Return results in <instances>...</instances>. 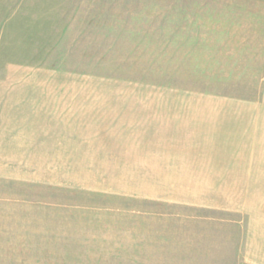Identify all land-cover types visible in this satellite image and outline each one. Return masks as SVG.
Returning <instances> with one entry per match:
<instances>
[{"label": "rangeland", "instance_id": "1", "mask_svg": "<svg viewBox=\"0 0 264 264\" xmlns=\"http://www.w3.org/2000/svg\"><path fill=\"white\" fill-rule=\"evenodd\" d=\"M32 2L47 8L43 54L65 72L48 74L49 87L65 86L66 102L80 89V102L100 105L227 103L257 95L264 83V74H200L219 55L263 66L264 0ZM104 112H82L90 114L82 117L88 143L80 157L34 158L30 175L0 180V199L10 204L0 207V262L264 264V185L235 188L251 186L245 158L240 175L122 174V159L87 157L100 144L84 132L111 122L94 118ZM221 144L218 154L228 156ZM5 212L15 215L10 222Z\"/></svg>", "mask_w": 264, "mask_h": 264}, {"label": "crops", "instance_id": "2", "mask_svg": "<svg viewBox=\"0 0 264 264\" xmlns=\"http://www.w3.org/2000/svg\"><path fill=\"white\" fill-rule=\"evenodd\" d=\"M44 10L42 6L34 7L32 0H0L1 181L10 182L17 175H30L34 158L80 157L83 148L80 143H88L81 138L82 117L90 114L82 112L102 108L104 114L94 115V118H110L111 122L85 128L84 133L95 138L92 143L100 144L89 147L87 152L97 155H88V158L122 159V174L221 176L240 175L237 168L245 158L249 163L250 180L244 184L251 186L235 188L257 190V184L264 185V83L257 92L260 97L251 91L248 99L227 103L100 105L80 102V89L66 102L65 86L49 87L48 74L65 72L50 68L47 51L46 56L43 54L49 37L48 11ZM252 59L245 61L252 62ZM200 74H264V64L260 69L241 66L240 62L219 55L213 57L211 65H204ZM214 97L212 99L216 100ZM50 107L52 113L48 114ZM224 124H232L233 131L224 132ZM242 133L251 138L245 147L239 143L240 138L237 139ZM226 134L233 135L235 140L224 137ZM220 135L228 143V156H224V152L218 154L219 148L225 149L221 144L224 141L218 139ZM66 152L72 154L66 155ZM0 203L1 208L10 205L6 200L0 199ZM2 216H7L4 221L8 218L10 222L15 215L5 212ZM7 249L3 248L6 255ZM8 258V263L0 264H14L15 257Z\"/></svg>", "mask_w": 264, "mask_h": 264}]
</instances>
